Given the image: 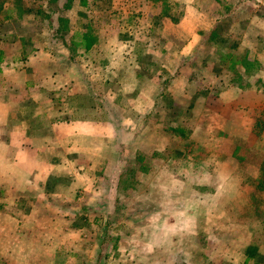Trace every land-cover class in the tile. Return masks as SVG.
Returning <instances> with one entry per match:
<instances>
[{"label": "rangeland", "instance_id": "1", "mask_svg": "<svg viewBox=\"0 0 264 264\" xmlns=\"http://www.w3.org/2000/svg\"><path fill=\"white\" fill-rule=\"evenodd\" d=\"M85 32L92 48L69 52ZM0 53L1 92L32 133L90 121L111 139L49 178L47 264H264V0H0ZM231 86L258 104L220 119L253 132L217 130L198 102Z\"/></svg>", "mask_w": 264, "mask_h": 264}, {"label": "crops", "instance_id": "2", "mask_svg": "<svg viewBox=\"0 0 264 264\" xmlns=\"http://www.w3.org/2000/svg\"><path fill=\"white\" fill-rule=\"evenodd\" d=\"M192 1L187 0L188 3ZM187 11L192 12L193 8L188 5ZM200 40L199 31L193 29L189 38L181 44L183 46L181 54L185 56L187 51H191ZM176 55L178 54L174 56ZM31 58L35 59V57ZM3 72V68L0 67V74ZM188 83L189 78L185 79L183 74L175 76L172 81L175 93L181 90V85L185 86ZM32 84L31 81H25V86L28 88ZM5 88L8 89V87ZM1 91L0 87V94L3 96L0 98V262L35 264L43 260L44 264H47L50 249L47 247L46 240L51 238L50 234L56 236V231L43 229L44 211H41V207L58 206L57 199L49 203L47 197V193L51 191L47 186L49 178L55 177L54 183L61 181L59 177L65 170V155L69 154L67 159L72 161L84 153L95 157L96 152L93 149L96 140L105 143V141L110 142L111 139L104 131L97 133L96 123L90 121L86 123L55 122L41 128L40 133H32L31 121L26 118L25 109L19 108L15 114V110L9 107V98L4 97ZM227 91L233 95L219 93V96H213L209 94L207 98L199 99L198 102L208 106L214 111V115L219 117L216 120L212 119L214 128L218 126L217 130L223 132L225 126L250 125L244 131L253 132L254 123L249 120L243 119L240 122L239 118L238 120L220 118L223 115L224 118L232 117L237 110L255 108L258 104L257 100H253L256 98L255 93L249 89L240 90L234 86ZM220 104L224 106L221 105L217 109ZM199 123L204 125L205 122L199 121ZM251 125H253L252 129ZM108 135L111 136L110 133ZM228 135L230 136L229 133ZM218 156L221 161L217 164V173L223 176L222 179H228L234 172L230 168L233 158L223 154ZM70 166L74 168L72 162ZM202 170L204 169L199 167V171ZM224 183L222 181L221 184ZM51 194L63 198V194L62 196L57 192ZM23 206L26 207V212ZM17 209H21V212L17 213Z\"/></svg>", "mask_w": 264, "mask_h": 264}, {"label": "trees", "instance_id": "3", "mask_svg": "<svg viewBox=\"0 0 264 264\" xmlns=\"http://www.w3.org/2000/svg\"><path fill=\"white\" fill-rule=\"evenodd\" d=\"M63 22H64V20H63ZM61 30H64V29H61ZM77 35H79V39H78V41H74L75 38H77ZM71 39H72L71 44L67 48L69 52H73L76 49H81L83 51H89L92 48V46L95 44V41H96V39L94 37L89 38V35L87 32L76 34V35L74 34V35H72ZM237 63H238V61H235L234 65H237ZM234 65L231 68H234ZM261 126L262 125H260V124L255 125V128H257V130H258L257 134H260V131H262Z\"/></svg>", "mask_w": 264, "mask_h": 264}]
</instances>
